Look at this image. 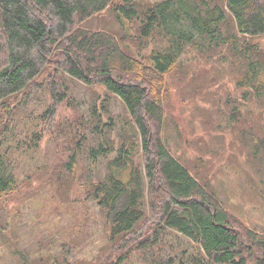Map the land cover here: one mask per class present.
Segmentation results:
<instances>
[{"label":"rangeland","instance_id":"obj_1","mask_svg":"<svg viewBox=\"0 0 264 264\" xmlns=\"http://www.w3.org/2000/svg\"><path fill=\"white\" fill-rule=\"evenodd\" d=\"M214 1L225 6V0ZM133 2L142 18L155 4ZM123 3L111 0L101 14L77 21L76 29L114 35L128 54L146 63L153 49L165 45L142 40L140 21L117 15L115 8ZM222 30L235 32L231 15ZM240 39L264 49V37ZM197 43L200 50L189 47L164 77L162 137L190 173L217 194L250 245L249 232L264 236V149H257L258 139H264V98H244L238 85L241 67L228 48L203 51L202 40ZM62 63L57 53L50 56L26 92L0 103V146L17 180L15 191L0 196V264H118L127 255L120 264H144L134 240L156 236L164 188L147 190L144 218L134 235L128 240L110 236L89 184L105 174L107 161L116 153L93 161L88 150L99 140V114L103 124L110 121L108 116L117 122L108 133L116 148L130 117L122 101L97 80L87 84L73 78ZM237 109L241 114L233 122ZM137 141L135 163L142 165L146 177ZM72 156L77 163L70 171ZM164 238L175 253L199 254L196 245L175 232H165ZM262 258L255 250L247 264H260Z\"/></svg>","mask_w":264,"mask_h":264},{"label":"trees","instance_id":"obj_2","mask_svg":"<svg viewBox=\"0 0 264 264\" xmlns=\"http://www.w3.org/2000/svg\"><path fill=\"white\" fill-rule=\"evenodd\" d=\"M110 1L0 0V103L26 92L57 53L70 76L87 84L97 80L122 101L130 117L116 148L108 133L117 122L108 116L110 121L103 124L102 114H97L99 140L88 150L93 161L116 153L107 161L105 174L89 184L91 197L105 213L110 236L128 240L134 235L144 218L147 190L161 185L166 199L156 236L134 240L144 264H247L255 250L262 252L260 264H264V236L251 231L250 245L244 242L217 194L190 173L162 137L164 77L189 47L197 48L199 39L203 51L228 48L234 54L245 99L264 98V49L240 39L264 37V0H225L223 7L214 0H149L155 4L143 18L133 0H124L115 8L117 15L139 20L142 40L165 45L153 49L146 63L128 54L114 35L76 29L77 21L101 14ZM228 15L235 24L232 33L222 30ZM108 112L104 107L103 114ZM239 114L237 109L231 120L237 122ZM138 138L146 177L142 165L135 163ZM257 142V149H264V139ZM71 159L70 171L77 163L75 156ZM16 189L15 172L0 146V196ZM170 231L196 245L199 254L175 253L164 238ZM128 257H120L118 264Z\"/></svg>","mask_w":264,"mask_h":264}]
</instances>
